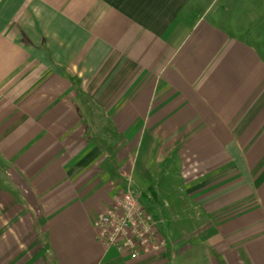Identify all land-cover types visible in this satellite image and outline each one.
Returning a JSON list of instances; mask_svg holds the SVG:
<instances>
[{
	"label": "crops",
	"instance_id": "obj_1",
	"mask_svg": "<svg viewBox=\"0 0 264 264\" xmlns=\"http://www.w3.org/2000/svg\"><path fill=\"white\" fill-rule=\"evenodd\" d=\"M263 4L0 0V264H264ZM130 183L137 259L94 224Z\"/></svg>",
	"mask_w": 264,
	"mask_h": 264
},
{
	"label": "built area",
	"instance_id": "obj_2",
	"mask_svg": "<svg viewBox=\"0 0 264 264\" xmlns=\"http://www.w3.org/2000/svg\"><path fill=\"white\" fill-rule=\"evenodd\" d=\"M130 186L94 220L97 239L116 246L122 253L137 259L165 248L150 213L139 201L137 191Z\"/></svg>",
	"mask_w": 264,
	"mask_h": 264
},
{
	"label": "rangeland",
	"instance_id": "obj_3",
	"mask_svg": "<svg viewBox=\"0 0 264 264\" xmlns=\"http://www.w3.org/2000/svg\"><path fill=\"white\" fill-rule=\"evenodd\" d=\"M263 1H264V0H263ZM261 2H262V0H261ZM261 6L263 7L264 4L261 5ZM244 9H245V11H246V13H247V15H246V13H245V15H246V16H249V17H251V18H254V17H255V14L259 12L258 10H256V8H254L253 6H250V5L244 6ZM146 199H148V198L146 197ZM150 201H151V200H150ZM150 208H151V206H150Z\"/></svg>",
	"mask_w": 264,
	"mask_h": 264
}]
</instances>
